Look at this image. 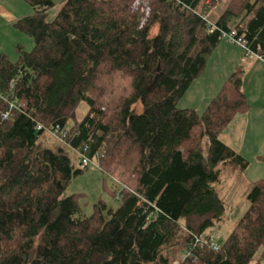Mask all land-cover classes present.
<instances>
[{
    "label": "trees",
    "instance_id": "16d2710c",
    "mask_svg": "<svg viewBox=\"0 0 264 264\" xmlns=\"http://www.w3.org/2000/svg\"><path fill=\"white\" fill-rule=\"evenodd\" d=\"M26 1L14 26L35 46L0 53V264H263L264 177L218 249L197 240L229 217L220 166H249L221 139L252 108L244 65L202 112L178 103L223 31L264 58V0H230L213 23L218 0H66L51 21L54 0ZM80 152L122 184L117 209L81 215L64 195L90 166Z\"/></svg>",
    "mask_w": 264,
    "mask_h": 264
},
{
    "label": "rangeland",
    "instance_id": "374dc122",
    "mask_svg": "<svg viewBox=\"0 0 264 264\" xmlns=\"http://www.w3.org/2000/svg\"><path fill=\"white\" fill-rule=\"evenodd\" d=\"M55 5L48 11L47 20L51 21L56 17L60 8L63 6V0H54ZM209 0H205L208 3ZM230 0H218L216 5L207 13L210 23L216 22L220 14L226 9ZM202 6L198 9L201 10ZM33 7L26 0H0V53L6 52L9 57L16 61L19 57L18 46H22L25 50L30 51L35 46L34 39L28 34L22 32L14 26V21L18 18L31 14ZM184 104V103H183ZM182 106V105H181ZM142 106L137 102L133 106V111L140 112ZM89 111V104L82 101L76 110V118L70 120V124L76 120H82ZM50 142H55L56 137L51 134ZM72 161L76 166H80L79 155L70 150ZM249 166L246 171L241 172L238 168L231 165H221V180L217 184V190L220 196L225 198L228 206L229 217L225 222H221L211 229L212 235L216 241L225 238L231 232L234 224H236L247 207L249 202L247 193L257 178L264 176V160L260 159L261 171L256 170V165L252 157H246ZM122 188V184L115 178L104 172L97 162H94L86 168V170L76 176L67 187L64 195H72L79 193V205L81 215L89 216L95 210V204L103 201L114 209L121 205V199L118 193ZM264 260V259H263ZM264 263V261H263Z\"/></svg>",
    "mask_w": 264,
    "mask_h": 264
},
{
    "label": "crops",
    "instance_id": "0c3cea01",
    "mask_svg": "<svg viewBox=\"0 0 264 264\" xmlns=\"http://www.w3.org/2000/svg\"><path fill=\"white\" fill-rule=\"evenodd\" d=\"M239 64L245 67L243 88L252 108L244 114H238L221 133V139L243 156L252 157L250 160H254L256 170L261 171L259 160H264L263 60L246 57L245 49L241 45L223 37L210 56L203 75L193 82L178 104L202 112Z\"/></svg>",
    "mask_w": 264,
    "mask_h": 264
},
{
    "label": "built area",
    "instance_id": "2783aa9c",
    "mask_svg": "<svg viewBox=\"0 0 264 264\" xmlns=\"http://www.w3.org/2000/svg\"><path fill=\"white\" fill-rule=\"evenodd\" d=\"M140 1H142V0H137V3H139ZM213 28H216V26L213 25ZM223 37L226 38V39L228 38V40L230 42H234V43H237V44L241 45L242 48L245 49L247 57L254 56V57L264 61V58L261 55L255 54V53H253V52H251L249 50V48L245 44V41H244V39L242 37H237L236 36V29L235 28H232L231 31H223ZM6 116H8V114H6L5 117ZM55 133H58V131H55ZM59 133H61V132H59ZM80 156L82 157V166L83 167L89 166V165H91L93 163V160L91 158H89L88 156H86L83 152H80ZM197 240H203L204 243L211 242V245L215 249H218L219 245H220L219 242L214 239L213 235L210 238L209 237L207 238V236H204V235H200L199 238H197ZM188 253L189 252L187 250L186 254H188ZM174 264H182V262L175 261Z\"/></svg>",
    "mask_w": 264,
    "mask_h": 264
},
{
    "label": "water",
    "instance_id": "95a60500",
    "mask_svg": "<svg viewBox=\"0 0 264 264\" xmlns=\"http://www.w3.org/2000/svg\"><path fill=\"white\" fill-rule=\"evenodd\" d=\"M22 69H24V66H22Z\"/></svg>",
    "mask_w": 264,
    "mask_h": 264
}]
</instances>
